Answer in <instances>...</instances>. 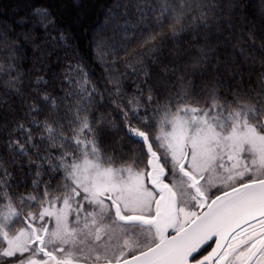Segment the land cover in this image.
<instances>
[{"label":"snow or ice","instance_id":"6c2138e0","mask_svg":"<svg viewBox=\"0 0 264 264\" xmlns=\"http://www.w3.org/2000/svg\"><path fill=\"white\" fill-rule=\"evenodd\" d=\"M238 8L117 0L111 34L97 42L106 71L125 69L107 77V98L82 64L68 63L62 95L36 91L40 103L0 110L15 154L0 156V264H264V33L235 39ZM32 14L56 30L48 9ZM201 29L225 42L191 58L166 43ZM51 39L69 46L64 31ZM19 75L7 85L14 95Z\"/></svg>","mask_w":264,"mask_h":264},{"label":"trees","instance_id":"16d2710c","mask_svg":"<svg viewBox=\"0 0 264 264\" xmlns=\"http://www.w3.org/2000/svg\"><path fill=\"white\" fill-rule=\"evenodd\" d=\"M127 3V0H120ZM227 2V0H222ZM239 8L237 14L239 19L236 22L235 39L241 44L246 41L240 38V32H254L257 37L264 33V0H238ZM117 0H0V33L4 40L0 41V61L5 65L13 63L15 70L11 73L0 71V97L7 100V104L0 110H11L18 113L22 110L24 103H40L35 95L36 91L47 92L52 96H60L59 89L62 85V74L68 63L82 64L87 69L92 82L100 88L105 97L111 92V85H107L108 76H116L125 72L124 66L117 63L113 69H108V57L104 55L97 42L100 39H107L111 34L109 13L115 10ZM33 8H46L55 21L56 30L51 28L46 32L39 27L37 18L32 14ZM247 21L249 27L245 28ZM60 31L69 34L68 47L58 44L51 39L57 36ZM211 33L201 29L200 32L189 30L182 34L181 38L167 42L171 51L179 49L187 57H196L198 49L201 47L219 48L225 41L223 38H211L209 45H205L203 36ZM219 36V33H216ZM27 38V39H26ZM264 43V40L257 39V44ZM11 46L14 51L6 53L3 49ZM256 56L264 58V53L256 52ZM15 57L13 61L11 58ZM181 63L187 64L189 60ZM257 67V73L264 69ZM152 69L150 68V71ZM19 73L18 82L15 87L19 89V94L14 95L8 88V84ZM253 76L256 73H252ZM40 76L49 83L47 85H37L36 79ZM187 79L196 82L197 90L201 86V77L194 74V70L189 69L184 73ZM132 77L123 81L125 91H131L134 87ZM100 112L105 114L116 113L111 107H101ZM17 118H21L17 115ZM38 119H44L41 115ZM119 118L117 117V120ZM10 127V121H0V156L6 161H10L15 155L5 148L8 133L4 127Z\"/></svg>","mask_w":264,"mask_h":264}]
</instances>
